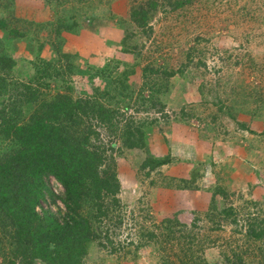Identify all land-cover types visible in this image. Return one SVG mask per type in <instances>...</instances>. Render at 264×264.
I'll return each instance as SVG.
<instances>
[{"label": "rangeland", "instance_id": "rangeland-1", "mask_svg": "<svg viewBox=\"0 0 264 264\" xmlns=\"http://www.w3.org/2000/svg\"><path fill=\"white\" fill-rule=\"evenodd\" d=\"M70 100L120 111L114 132L82 113L62 120L120 185L98 201L88 186L71 204L93 231L81 264H264V239L246 234L264 221V0H0V163L21 138L10 125L28 138L47 108L44 133ZM130 121L144 146H128ZM153 152L172 160L151 169ZM182 156L192 175H178ZM45 182L51 209L71 213L60 182ZM184 189L195 196L175 197ZM11 223L0 208V264H22Z\"/></svg>", "mask_w": 264, "mask_h": 264}, {"label": "trees", "instance_id": "trees-1", "mask_svg": "<svg viewBox=\"0 0 264 264\" xmlns=\"http://www.w3.org/2000/svg\"><path fill=\"white\" fill-rule=\"evenodd\" d=\"M180 1H177L179 4ZM8 59V57H1ZM10 65L14 66L15 61L9 59ZM3 109V110H2ZM3 121L8 123L9 117L4 113V108L0 109ZM58 122L56 127L49 125L50 129L42 131L45 128V122H49L54 115H50L48 109H44L42 114L30 126V137L26 138L25 128H19L16 125H10L13 135L20 134L19 145L16 150L6 157L5 161L0 163V208L12 221V226L17 225L18 229L13 237L16 238L18 245L17 250L21 254L22 264H32L34 259H39L45 264H81L83 256L86 254V243L93 236L92 228L89 226L88 219L79 217L74 212L71 204H76L80 198L82 189L90 186L93 189L92 195L95 201L102 199L105 192L116 194L119 190L117 180L110 181L111 176H102L98 171V160L91 154L90 150L78 148L70 139L63 128L62 120L70 122V127L78 124L76 115L82 113L90 116L87 125L91 127L93 120L102 124L105 130H114L116 116L120 115V111L116 108L106 107L100 103L96 107L89 106L82 100L67 102L59 109ZM129 135L126 136L129 147L144 146L146 139L142 127L134 125L130 121ZM88 135H94L92 128H87ZM8 126V124H7ZM7 129V127H6ZM81 128L75 130L79 132ZM89 139V137H88ZM132 142V143H131ZM150 154L149 151H147ZM98 152L95 151L94 155ZM152 156L149 161V167L155 169L164 164H168L171 155ZM193 168L191 175L193 174ZM48 175L54 176L65 191V206L71 213H64L58 216L52 209L51 204L55 203L56 197L45 182ZM183 184L184 188H189L188 183ZM113 187V188H112ZM42 202H47V207L42 206ZM40 206V211L36 206ZM77 205V204H76ZM224 212L229 215L228 209ZM106 214V212H104ZM173 220L174 224H179L177 219ZM254 222V220H253ZM264 221H255L246 231L247 236L253 240L264 239ZM186 226V225H184ZM182 235L186 238L189 233V251L196 252L194 248L196 242L193 233L187 230ZM174 231V237L175 233ZM182 232V229L180 230ZM173 233H169L171 235ZM152 237L153 233L150 234ZM107 237V243L103 247H109L114 250L113 243ZM182 237V238H183ZM188 248V247H187ZM185 249L184 253L189 252ZM178 252V251H177ZM176 252V255H177ZM180 264H189L182 261ZM192 264V263H190ZM241 264V261H239ZM260 264V261H258ZM263 264V263H261Z\"/></svg>", "mask_w": 264, "mask_h": 264}, {"label": "crops", "instance_id": "crops-1", "mask_svg": "<svg viewBox=\"0 0 264 264\" xmlns=\"http://www.w3.org/2000/svg\"><path fill=\"white\" fill-rule=\"evenodd\" d=\"M155 155H157L158 153H156V152H153ZM177 165H179L180 167V170H182L181 168H183V167H185V169L182 171V172H180V173H178V175H180L181 174V176L182 177H186L185 175H186V173H187V169L188 168H192V166H193V161L192 160H190L189 159V157H187V156H182V160H181V162L179 163V164H177ZM176 170V168H171V173L173 174L174 173V171ZM170 189H166V190H164V192L165 191H168V192H170L169 191ZM172 190V189H171ZM189 190H187V189H184V190H174V192L176 193L175 194V197H180V196H183V197H188V194H187V192H188ZM191 191V190H190ZM189 191V192H190ZM194 191H196V190H194ZM193 196H195L194 195V193L191 191L190 192V194H189V197H193ZM186 202V201H185ZM187 205V204H186ZM187 207H185V208H182V209H186Z\"/></svg>", "mask_w": 264, "mask_h": 264}, {"label": "clouds", "instance_id": "clouds-1", "mask_svg": "<svg viewBox=\"0 0 264 264\" xmlns=\"http://www.w3.org/2000/svg\"><path fill=\"white\" fill-rule=\"evenodd\" d=\"M158 156V155H157ZM164 165H166V164H164Z\"/></svg>", "mask_w": 264, "mask_h": 264}]
</instances>
